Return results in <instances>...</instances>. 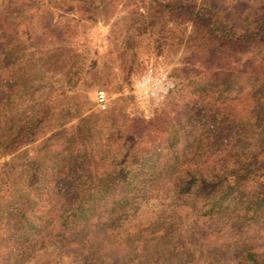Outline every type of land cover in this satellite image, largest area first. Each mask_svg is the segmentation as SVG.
Masks as SVG:
<instances>
[{"label": "rangeland", "instance_id": "1", "mask_svg": "<svg viewBox=\"0 0 264 264\" xmlns=\"http://www.w3.org/2000/svg\"><path fill=\"white\" fill-rule=\"evenodd\" d=\"M76 1L45 0L42 5L20 3L13 7V15L8 14L5 23L15 18L19 20L18 30L43 34L42 41L52 45L53 38L47 35L48 32L56 30L64 19L70 20L69 24L73 26L65 38L70 51L78 55V61H82L78 64L82 72L75 85L76 101L63 104L66 107L75 104L82 117L91 116L87 127L97 137L93 136L90 141L89 153L94 158L100 157L99 146L109 138L110 147L102 148V151L112 155L114 169H123L134 175L130 180L131 186L140 190L123 210L110 215H96L82 225L60 231V236L55 222H49L45 229L47 235L39 239L38 244L35 245L34 239L31 244L22 243L12 258L5 263L0 261V264H251L245 258L246 251L253 253L259 264L263 263L264 211L252 215L229 200L225 201L218 215H203L214 197L207 185L211 182L209 173L229 170L232 165L230 157L252 146L256 137L255 134L251 137L234 135L231 143L223 139L214 141L209 132L210 124L214 116L226 108L228 112L245 114L255 100L245 92L235 97L232 95L233 98L226 97L225 103L220 105L209 104L205 98L199 100L198 88L192 83L201 77L200 69L191 61L189 52L183 47H170L168 42L152 32L146 33V25L139 28L146 21L154 1L168 0H87L96 9L85 5L76 8ZM100 1L102 3L98 5ZM181 1L197 5L205 3L236 29L249 27L264 12V0ZM9 2L0 0V13L6 14L12 9H6ZM47 19H50L49 23ZM120 19L126 21L122 23ZM128 19L138 21L134 24ZM166 25L172 26L170 23ZM177 25V30H183L186 35L189 33L186 24ZM137 26L139 36L135 34L138 33ZM128 37L135 41L133 60L130 51L117 48V44ZM5 50L10 51L9 47ZM73 55H68V58L71 60ZM259 55L260 52L250 51L246 57ZM39 62L32 67L33 70L40 67ZM1 65V74L8 75L11 71L9 59L2 61ZM149 70L153 78L165 75L174 85L172 91L158 100L146 98L135 88ZM54 71L55 78L60 79L64 68L58 66ZM55 89L56 93L62 91L64 84L58 83ZM99 91L105 95L106 108L103 111L96 105ZM66 92L70 93V89ZM155 120H164L168 131H173V128L178 131V140L172 149H168L166 144L150 142L152 138L156 143L164 138L160 125L147 126ZM64 121L63 126L71 133L76 117H68ZM57 131L52 122L37 134L32 143L13 154L0 155V187L3 188L9 175L26 172L24 167L32 158L43 161L40 168L45 169L47 176L53 173L60 163V158H55L54 154L71 146L59 136L50 141V147L46 146V140ZM13 159H16L15 164L11 162ZM66 166L67 169L72 168V164ZM173 174L184 178L195 174L197 179L201 175L193 185L198 190H190L189 196L179 194L175 189L178 180ZM23 183L26 187L29 185L27 181L19 182V185L23 186ZM110 184L117 183L112 181ZM35 185L27 187L30 188L29 193H34L32 187ZM263 189L264 169L250 175L241 188L244 192L255 193ZM46 197H43L42 204L37 203L38 208H33L37 214L42 209H51ZM64 199L55 200V212L63 206ZM45 217L53 219V215ZM8 231L5 226H0V236ZM31 233L28 231L26 236Z\"/></svg>", "mask_w": 264, "mask_h": 264}, {"label": "trees", "instance_id": "2", "mask_svg": "<svg viewBox=\"0 0 264 264\" xmlns=\"http://www.w3.org/2000/svg\"><path fill=\"white\" fill-rule=\"evenodd\" d=\"M9 1L6 9H12L6 14L0 13V155L13 154L27 143H32L37 134L52 122L58 131L46 140V146L50 147V141L58 136L64 137L63 142L71 146L70 149L59 150L58 154H54L55 158H60V163L49 176L45 169L40 168L43 161L32 158L24 167L27 168L26 172L9 175L3 183L5 185H1L0 226L9 229L8 233L0 236V261L4 263L12 258L14 251L22 243L31 244L34 239L35 245L38 244L39 239L47 235L45 229L49 222H55L60 236V231L82 225L96 215H110L123 210L133 202L140 190L131 186L130 180L134 175L123 169H114L112 155L102 151V148L110 147L109 138L103 146H99L100 157L94 158L89 153V143L97 137L87 127L91 116L82 117L80 108L75 104L66 107L76 101L75 85L82 72L81 66H78L82 61H78V55H73L74 51H70L65 38V34L73 26L69 24L70 20L64 19L56 30L48 32L47 35L53 38L52 45L44 43L43 34H29L24 29L18 30L19 20L11 18L5 23V18L8 14L13 15V7L20 3L42 5L45 0ZM101 3L102 1L98 5ZM76 4V8L84 5L89 9L97 8L87 0H77ZM137 19L128 21L132 20L136 24ZM120 20L122 23L126 21ZM49 22L50 19H47V23ZM168 23L172 26L166 27ZM177 24H186L190 29L189 33L186 35L183 30H177ZM144 25L146 33L149 31L156 34L164 42H168L170 47H183L189 52L191 61L198 64L201 77L192 84L198 88L196 92L199 100L205 98L209 104L220 105L225 103L226 97H235L244 92L255 100L245 114L228 112L225 107L223 113L216 114L210 124L209 132L214 141L223 139L231 143L234 135L251 137L255 134L256 137L252 146L230 157L232 165L229 170L218 174L209 173L211 182L207 185L212 189L214 197L203 215H218L225 201L229 200L252 215L262 213L264 189L255 193L244 192L241 188L250 175L264 169V12L249 27L236 29L205 3L197 5L181 0L154 1L146 15V21L139 28ZM8 26L9 29L6 28ZM139 28L137 26L136 36L140 35ZM129 41L130 38L121 41L117 48L123 47L130 51V58L133 60L135 41ZM5 47H9V53ZM250 51L260 52L259 57H246ZM68 55H73V58L70 60ZM7 59L11 71L4 75L1 74V63ZM37 61L41 65L33 70ZM58 66L64 68L60 79L55 78L57 75L54 69ZM60 82L64 84V89L56 93L55 87ZM67 89H70V93L66 92ZM62 105L64 106L57 108ZM73 116L77 121L69 133L63 124L66 118ZM106 117L110 119V116ZM164 124V120L147 124L149 127L160 125L164 136L157 143L154 138L150 142L163 146L166 144L168 149H172L177 143L178 131L175 128L168 131ZM15 161L13 159L11 162L15 164ZM68 164H72V168L67 169L65 165ZM153 175L152 173L151 176ZM173 176L178 180L175 189L179 194L189 196L190 190H198L193 185L200 180L201 175L198 179L195 174H188L185 178L180 174ZM186 178L189 181H185ZM22 181L28 182L27 187L36 184L32 187L34 193H29L30 188L24 183L20 186L19 182ZM112 181L117 184L111 185ZM45 196H48L46 198L51 209H42L37 214L33 208H38L37 203L43 201ZM60 197L65 198L63 206L55 212L56 201ZM46 215H53V219H46ZM28 231L32 235L27 237ZM244 254L251 264H259L253 253L246 251Z\"/></svg>", "mask_w": 264, "mask_h": 264}, {"label": "built area", "instance_id": "3", "mask_svg": "<svg viewBox=\"0 0 264 264\" xmlns=\"http://www.w3.org/2000/svg\"><path fill=\"white\" fill-rule=\"evenodd\" d=\"M135 88L139 91V94L145 95L146 98L158 100L159 97L161 98L172 91L174 85L166 79L165 75L153 78V73L149 70L135 84ZM96 105L102 111L106 108L105 95L102 91L97 93Z\"/></svg>", "mask_w": 264, "mask_h": 264}]
</instances>
